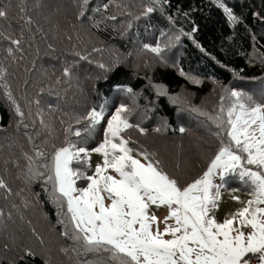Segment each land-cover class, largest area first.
Returning <instances> with one entry per match:
<instances>
[{"label": "trees", "instance_id": "16d2710c", "mask_svg": "<svg viewBox=\"0 0 264 264\" xmlns=\"http://www.w3.org/2000/svg\"><path fill=\"white\" fill-rule=\"evenodd\" d=\"M221 2L232 9L239 22L230 24L216 0H89L87 6H83V0H74L73 5L66 4L72 12L63 11L70 17H61L59 12L45 13L46 18L40 16L48 5L44 0H0V10L7 13L6 18H0V68L5 70L7 85L0 99V179L11 189H0V242L8 249L0 250V264H84L98 258V254L73 251L78 246L70 236L62 235L65 228L59 221L63 217L51 199V185H46L43 178H30L24 158V153L33 155L37 145L49 155L53 144L63 146L64 129L69 124L73 129L81 128L75 119L92 108L99 111L103 105L105 121L120 104L129 108L131 100L126 98L131 97L140 108H129V120L146 130L141 134L133 127L125 132L133 139L135 149L155 153L164 170L181 184L191 182L207 169L219 148V139L214 135L218 129L208 118V107H195L198 114L190 105L185 106V98L179 101L180 92L189 90L202 99L220 95L219 91L227 88L264 99V19L255 15L264 17V0ZM148 6L155 11L142 17ZM96 15L102 16L105 32L100 29L101 18L90 20ZM138 16L141 18L135 19ZM49 19L52 24L46 27L50 31L41 30L40 34L35 23L41 20L44 25L43 21ZM78 26L86 27L91 35L100 34L101 41L93 43L82 34L75 36ZM13 39L20 44H12ZM144 44H159L163 60L145 50ZM130 55L127 65L118 58ZM100 64L110 69L118 67L106 71ZM66 67L71 69L70 77L63 75ZM117 85L121 86L119 90ZM156 86H163L166 94L158 95ZM6 91L11 92L15 104L6 100ZM17 102L23 118L16 113ZM217 103L210 106L212 111L220 110L215 108ZM41 118L47 127L41 125ZM18 119H23L24 126L16 127ZM79 138L69 136L73 142ZM72 166L80 165L74 162ZM21 217L29 234L38 231L35 236L13 232L18 231ZM41 219L51 227L45 241L36 226ZM31 239L36 247L41 242L49 243L53 253L47 244L38 255L29 245Z\"/></svg>", "mask_w": 264, "mask_h": 264}, {"label": "snow or ice", "instance_id": "6c2138e0", "mask_svg": "<svg viewBox=\"0 0 264 264\" xmlns=\"http://www.w3.org/2000/svg\"><path fill=\"white\" fill-rule=\"evenodd\" d=\"M88 3L89 0H83V6ZM216 3L230 24L239 22L231 8L221 0ZM107 8L105 4L104 9ZM154 11V7L148 6L141 16L147 17ZM80 15H84L83 8ZM255 15L264 19L259 13ZM6 17L7 13L0 10V18ZM128 28H132L131 23ZM179 39L177 36L176 40ZM11 42L20 44L15 39ZM143 48L163 60L159 44H144ZM8 51L12 53L11 48ZM99 67L113 71L118 64L111 69L104 64ZM4 74L5 70L0 68V79ZM70 74L71 69L66 67L63 75L70 77ZM181 75L185 73L181 71ZM4 87L7 89L6 84ZM116 87L119 90L121 86ZM156 87L158 95L166 94L163 86ZM225 91L230 92L231 103L227 107L221 104L219 113L208 117L218 129L214 135L219 139V148L207 169L186 184L166 172L155 153L136 151L129 146L130 140L122 133L133 127L141 134L146 130L129 122L131 110L124 104L115 108L107 120L103 141L91 150L78 147L69 136L90 135L104 118L103 105L99 111L92 108L75 119L76 124H82L81 128L73 129L69 124L64 129L63 146L53 144L50 155L38 145L34 146L33 155L24 153L30 178H43L46 185H51V199L58 215L63 217L59 221L65 228L62 235L70 236L78 246L73 251L81 255L98 254L97 259L86 260L84 264H253V261L264 264V99L257 100L235 89ZM6 95L15 104L11 92L6 91ZM16 113L23 118L18 105ZM40 123L47 127L43 118ZM91 153L99 154L102 160L93 174L87 175ZM74 162L81 167L74 168ZM217 177L219 184L215 183ZM231 177H238L249 186L251 198L241 201L233 196L242 207L226 214L220 222L212 213L218 211L220 193ZM77 181H84L86 186L78 187ZM0 189L11 191L2 179ZM153 207L168 209L163 221L151 211Z\"/></svg>", "mask_w": 264, "mask_h": 264}, {"label": "rangeland", "instance_id": "374dc122", "mask_svg": "<svg viewBox=\"0 0 264 264\" xmlns=\"http://www.w3.org/2000/svg\"><path fill=\"white\" fill-rule=\"evenodd\" d=\"M44 2H48V5L44 6L45 7V12H44V14H43V12L40 13L41 17H43V15L45 16V13L48 14V15H50V14L55 15V14H58L59 12H61V17H67V16L70 17L69 14L65 16L63 14V11H66L67 13H71L72 10L66 8V4L68 2H69V6L74 4V0H44ZM49 3H51L52 5H49ZM97 17L102 19L101 22L99 23L100 26H101L100 29H101L102 32H105L106 31V25L103 24L102 16L96 15V16H90L89 18H90V20H92L94 22V20ZM45 18H46V16H45ZM57 19H59V18H57ZM66 19H68V18H66ZM43 22H44V25L42 24L41 20H37V23H35V29L40 34H42L41 30H46L47 32L50 31V30L47 29L46 25L52 24L51 19H49L48 21H43ZM79 34L84 35L86 38H91L93 43L101 41L100 34L96 33V34L91 35L89 30L86 27H84V26H78L77 28H75L74 35L76 36V35H79ZM43 39H44V37H43ZM135 49H136V45H135ZM118 58L125 65H127L128 61L132 59V55H130V56H118ZM4 84H5V79L4 78L0 79V99L2 98V88H3ZM225 89H227V88H222L219 91L220 95L213 94L211 96H208L206 98L204 97L202 99H200L198 96H196L195 94H193L189 90H186V91L182 90L180 92V94L178 95V98H179V101H182L185 98L186 99V101L184 102L185 106L190 105V108H193L196 112H197L196 108H203V107L206 106V107H208V109L211 112V114H208V117L209 116H216L219 113V111H212L210 106L213 107L216 104V102H218L215 108H220L221 104H223L225 107H227V104H229V100H230V92L229 91H225ZM4 97H6L7 98L6 100H9L10 103L12 102V100H10L8 98L6 93L4 94ZM222 97H223V100L221 99ZM126 100H131V104L132 105L129 106V108H140V107H138L136 105V101L134 99H132L131 97L126 98ZM257 100H259V99H257ZM16 105L19 106L18 102H17ZM110 117H107L105 119V121L102 120L96 126V128L93 130L94 132H93L92 135H89V136H86V137L82 136L78 140H75L74 143H76L78 147H86L89 150H91V149L95 148L96 146H98L103 141L104 130H105L106 125H107V120ZM129 117H130V115H129ZM20 121L21 120L18 119V121L16 122V127L24 126V124L20 123ZM129 122H130V120H129ZM155 125H156V123H155ZM149 127H152V126H149ZM125 132L122 133V135L125 138L130 140V145L129 146L132 147L134 150L138 151L137 149H135L132 146L133 139L128 137L125 134ZM90 138L92 140V143L88 144V140ZM136 151L133 152V155L136 154ZM161 153H162L161 156L166 157L165 153H163V152H161ZM171 156L173 157L172 154H171ZM177 157L178 156H176V154H175V160L177 159ZM101 160H102V157L99 154L91 153V159H90L91 167L87 168V170H86L87 171V175H92L93 174L96 165L98 163H100ZM79 167H81V165ZM74 168H76V167H74ZM215 183H217V184L221 183L218 177L215 179ZM77 186L78 187H84V186H86V183L84 181H77ZM249 191H250L249 186L244 184V183H242L238 179V177H231V178H229L227 180L226 186L223 189V207H221V209H219V211H218V213L220 215H223V219L225 218L226 214H230V213L234 212L236 209L242 207V204L237 203L236 201L233 200V196L239 197L241 201H246V200L251 198L250 195H249ZM160 210H161V208L160 209H156L155 207H153L151 211L156 216H158V211H160ZM160 220L163 221V219H161V218H160ZM40 223H41V225H40ZM17 224H18V226H17L18 227V231H13L14 233H17L19 236H22V235L26 236V234H29L28 231L26 230V226L27 225L25 224V222H24L22 217L20 218V220H19V222ZM161 225H162V223L160 224V227H161ZM36 226L40 227L41 233H43L42 234V239H43V241H45L47 239V237H48V233L51 231V227L47 223H45L42 219L37 223ZM6 228L9 229V228H11V226L10 227H6ZM30 229L31 228H29V231H30ZM37 232L38 231H34L33 233L30 232V234L32 236L30 234L29 235L31 237H33V236H35L34 234L37 233ZM3 237H5V236L3 235ZM5 239H7V237H5ZM31 242L29 243V245L32 247L34 252L37 253L38 255H41L43 253L42 248L44 249V247H47L46 246L47 244H48V247H49V251L51 253H53L52 252L53 251V247L49 246V243L41 242V243H39L37 245L38 247H36L33 244L34 243L33 239H31ZM11 243H12V245L14 244L13 241H11ZM0 245H1L0 246V250H5L6 252H8V249L4 246V244L2 242H0ZM9 248H11V247H9ZM47 250H48V248H47ZM8 255H12V254L9 253Z\"/></svg>", "mask_w": 264, "mask_h": 264}, {"label": "crops", "instance_id": "0c3cea01", "mask_svg": "<svg viewBox=\"0 0 264 264\" xmlns=\"http://www.w3.org/2000/svg\"><path fill=\"white\" fill-rule=\"evenodd\" d=\"M220 196H221V199L219 201V209H221V207H223V190L221 191ZM219 209H218V211H219ZM218 211H214L212 213V215H214L218 221L222 222L223 221V215H220L218 213ZM167 214H168V209L166 207H161V210L158 211V217L161 219H163ZM161 229H163V223L161 225Z\"/></svg>", "mask_w": 264, "mask_h": 264}, {"label": "built area", "instance_id": "2783aa9c", "mask_svg": "<svg viewBox=\"0 0 264 264\" xmlns=\"http://www.w3.org/2000/svg\"><path fill=\"white\" fill-rule=\"evenodd\" d=\"M253 264H255V261H253Z\"/></svg>", "mask_w": 264, "mask_h": 264}]
</instances>
